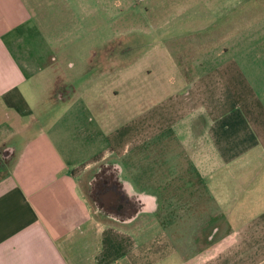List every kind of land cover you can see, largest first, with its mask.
Returning a JSON list of instances; mask_svg holds the SVG:
<instances>
[{
    "label": "crops",
    "instance_id": "crops-1",
    "mask_svg": "<svg viewBox=\"0 0 264 264\" xmlns=\"http://www.w3.org/2000/svg\"><path fill=\"white\" fill-rule=\"evenodd\" d=\"M56 1L61 8L67 0ZM50 2L0 0V264H264V0H165L171 4L159 6L154 29L117 32L152 33L142 55L169 65L159 79L171 93L142 86L132 62L109 68L117 92L90 95L85 106L111 142L76 164L57 144L60 130L51 133L33 113L52 96L73 108L70 93L79 90L63 75L51 83L42 72L57 57L35 53L48 34L65 32L66 24L63 32L46 26ZM136 45L127 41L124 51ZM102 78L84 82L93 88ZM117 106L128 119L115 127ZM153 153L170 156L163 178L175 195L171 231L152 215L157 191L138 180ZM103 161L119 162L133 186L153 194L149 216L129 224L101 217L81 179Z\"/></svg>",
    "mask_w": 264,
    "mask_h": 264
},
{
    "label": "rangeland",
    "instance_id": "rangeland-1",
    "mask_svg": "<svg viewBox=\"0 0 264 264\" xmlns=\"http://www.w3.org/2000/svg\"><path fill=\"white\" fill-rule=\"evenodd\" d=\"M129 2H131V0H82L84 10H82L81 5L75 3L74 0H67L65 6L62 4L61 8H58L59 3L56 0H53V2L51 0L48 5L49 7L51 6L46 17V26L48 29L54 30V27H60L62 25L63 32L64 24H66V27L64 26L65 32L61 33V35L58 31L57 34H54V32L48 34L51 42H48L46 46L38 42L36 43L37 48L35 53L37 58L41 57L46 59L50 54L57 57V61L53 63L52 66L45 67L42 74H44L51 83H53L54 80L56 81L57 76L63 75V80H65L67 84L73 83L76 86V83H79V90L75 94L70 93L74 96L75 102L73 108L68 109V101L56 100L52 96L51 99L46 101L42 100L39 104H36L33 108V113L42 124H48V126H50L51 133L55 130H60L61 136L57 144L66 156L74 157V164L83 162L87 159L89 154L92 153H95V158H97V153L104 150L111 142V140L105 139V130L99 129L98 127L95 128V121H91L90 119L92 113H90V109L88 110L85 106L87 99L91 97L90 95L102 93L103 91H110L111 93L114 91L117 92L115 88H117V82L120 81H118L113 74L107 76L109 68L120 69L123 67L124 63L132 62V67L136 68L138 71H136V74H138L136 76L137 82L142 86L145 85L146 88V85H150L149 87L151 89H158V93H171V90L164 87L165 81L159 79V76L162 75L164 70H169V65L160 66L161 62L159 61V63H157L155 59L154 62L152 59H148L147 63V58L143 57V55H145V44L153 37L152 33L143 37L142 34L140 35L137 31L132 33L131 36H128V33L123 36L121 34L120 37V34L117 33L130 24L134 29H139L141 28L140 25L147 24L150 29H154L153 26L157 25L156 18H158V16L155 17L158 11L157 9L162 4L169 5L171 3H165V0H132V5H130ZM58 9L62 11V15H59ZM72 13L74 15L72 19L75 20V24H77V29L75 28L73 31H71V27L75 25L70 21V15ZM58 23H60V25H57ZM42 24L43 23H41V25ZM171 27H174L172 22L168 24V28ZM166 34L165 36H168V32ZM56 36H60L58 42L53 41V38ZM157 36L159 38L163 37L162 34L158 35V33ZM130 40L137 43L136 47L131 51H124L127 41L129 42ZM93 54H95V56H92ZM69 63H73V66H70ZM150 63H157L159 65H152L150 68L151 75L147 77L146 74H148V72L146 73V70H148ZM88 75H93L95 78H103L99 81L100 83H95L97 86L88 88L89 82H84V80L88 78ZM38 88L40 92L42 86ZM103 88H105V90H103ZM144 90L145 89L142 88V92L136 91L134 93L138 95V93H143ZM43 94L44 93H35L36 97H40ZM22 96L29 106H31L34 99L36 100L33 95L28 93H22ZM66 96L68 95L66 94ZM154 100L149 101L152 103ZM119 106H121V104ZM120 111H122V108L117 106L115 112L119 113H116L115 116V127L124 124L128 119L127 112L123 113ZM139 115L140 111H132L129 119H138ZM106 132L108 133V130H106ZM92 133L99 135L100 138L95 140L94 136L93 140L95 142L92 144V147L87 148L86 146L92 143L90 142ZM123 137L122 135L120 141L123 140ZM153 142H155V138ZM171 149V142L168 141L164 150L171 151ZM157 156L158 155L155 153L151 154L144 166L146 176L138 180H141L140 182L145 187L149 185L146 187L147 189L151 188L157 191L159 207L153 211L152 215L166 220L164 223L171 231L174 227L171 223V219H173L172 216L176 211L171 208L170 203L175 195L172 194L171 178H163V176H169L171 174L170 156H165L166 161H162L157 158ZM98 164H95V167ZM95 167L86 172L81 179L83 189L88 196L86 182ZM159 180L160 185L158 186L157 182ZM100 215L104 218L102 214ZM168 219L169 221H167Z\"/></svg>",
    "mask_w": 264,
    "mask_h": 264
},
{
    "label": "flooded vegetation",
    "instance_id": "flooded-vegetation-1",
    "mask_svg": "<svg viewBox=\"0 0 264 264\" xmlns=\"http://www.w3.org/2000/svg\"><path fill=\"white\" fill-rule=\"evenodd\" d=\"M91 201L107 220L132 223L149 216L153 194L138 190L117 161L100 162L86 182Z\"/></svg>",
    "mask_w": 264,
    "mask_h": 264
}]
</instances>
